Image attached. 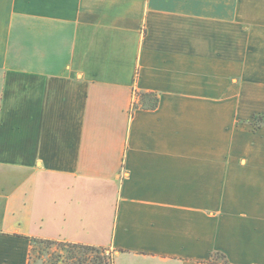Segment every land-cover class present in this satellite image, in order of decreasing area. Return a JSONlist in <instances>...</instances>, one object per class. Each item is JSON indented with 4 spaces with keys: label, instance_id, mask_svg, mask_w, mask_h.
<instances>
[{
    "label": "crops",
    "instance_id": "1",
    "mask_svg": "<svg viewBox=\"0 0 264 264\" xmlns=\"http://www.w3.org/2000/svg\"><path fill=\"white\" fill-rule=\"evenodd\" d=\"M34 238L264 264V0H0V264Z\"/></svg>",
    "mask_w": 264,
    "mask_h": 264
},
{
    "label": "trees",
    "instance_id": "2",
    "mask_svg": "<svg viewBox=\"0 0 264 264\" xmlns=\"http://www.w3.org/2000/svg\"><path fill=\"white\" fill-rule=\"evenodd\" d=\"M158 104L157 97L152 95L142 94L140 95V104L133 103L132 109L137 107L141 108H156ZM31 251L36 252V257L30 262L41 264H104L107 255L105 250L80 245L65 243L52 240L31 239ZM47 257L44 259V257ZM218 258L222 259L223 264H227L224 257L220 254H216ZM32 264V263H31Z\"/></svg>",
    "mask_w": 264,
    "mask_h": 264
},
{
    "label": "rangeland",
    "instance_id": "3",
    "mask_svg": "<svg viewBox=\"0 0 264 264\" xmlns=\"http://www.w3.org/2000/svg\"><path fill=\"white\" fill-rule=\"evenodd\" d=\"M36 255H37L36 252L33 253L32 251H30L29 259L31 258V261H32L33 259H35ZM46 258H47V257L45 256L44 259H46ZM105 261H106V259H105ZM105 261H104V262H105ZM31 263H32V264H41L40 262H37V263H33V262H31Z\"/></svg>",
    "mask_w": 264,
    "mask_h": 264
},
{
    "label": "built area",
    "instance_id": "4",
    "mask_svg": "<svg viewBox=\"0 0 264 264\" xmlns=\"http://www.w3.org/2000/svg\"><path fill=\"white\" fill-rule=\"evenodd\" d=\"M105 254L107 255V258L104 264H113L112 257L108 253H105Z\"/></svg>",
    "mask_w": 264,
    "mask_h": 264
}]
</instances>
